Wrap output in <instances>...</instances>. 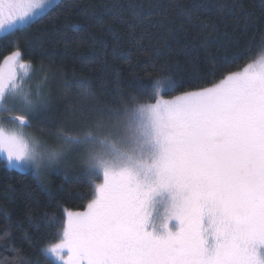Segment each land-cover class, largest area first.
Masks as SVG:
<instances>
[{
  "label": "snow or ice",
  "instance_id": "snow-or-ice-1",
  "mask_svg": "<svg viewBox=\"0 0 264 264\" xmlns=\"http://www.w3.org/2000/svg\"><path fill=\"white\" fill-rule=\"evenodd\" d=\"M56 6V0H0V38L26 30ZM256 48L258 58L211 86L198 87V73L158 75L137 78L120 107L88 115L86 107L70 106L55 131H47L52 142L25 131L48 107L47 77L33 91L25 79L10 76L6 83L0 68L6 168L31 174L43 188L45 174L61 171L75 152L92 190L85 211L63 210L57 242L41 250L45 258L56 264H264V38ZM23 58L17 46L5 62L27 69ZM237 59L225 57L218 70ZM76 83L87 93V81ZM0 212L10 227L7 209ZM3 236L10 240L8 228ZM8 250L12 264H29L11 243Z\"/></svg>",
  "mask_w": 264,
  "mask_h": 264
},
{
  "label": "trees",
  "instance_id": "trees-1",
  "mask_svg": "<svg viewBox=\"0 0 264 264\" xmlns=\"http://www.w3.org/2000/svg\"><path fill=\"white\" fill-rule=\"evenodd\" d=\"M56 4L31 27L0 38V64L18 46L23 62H30L31 83L41 84L47 77L43 92L48 107L32 119L29 129L49 142L53 137L47 131H55L70 106L86 107L88 115L98 108L120 107L134 93L137 78L146 82L158 75L188 79L198 73L203 80L198 87L211 86L224 72L242 70L258 58L256 45L264 38V0H58ZM225 57L238 59L232 67L218 70ZM81 80L89 84L87 93L77 86ZM184 90L188 89L173 95ZM61 169L46 173L41 188L31 174L7 169L0 157V209H7L11 221L9 227L0 212V264L14 260L10 243L29 264L52 261L41 250L57 242L63 210L82 211L92 198L80 162ZM5 228L10 240L3 236Z\"/></svg>",
  "mask_w": 264,
  "mask_h": 264
},
{
  "label": "rangeland",
  "instance_id": "rangeland-1",
  "mask_svg": "<svg viewBox=\"0 0 264 264\" xmlns=\"http://www.w3.org/2000/svg\"><path fill=\"white\" fill-rule=\"evenodd\" d=\"M57 1L58 0H56V2ZM0 68H2L3 76H4V79H5L6 83H7L8 79H9V77L12 76L16 80V82H19L21 79H25L27 81V85L31 86L33 91L36 89V86L38 85V81L36 80V83H34V85H33L31 83L30 79H28V76H30V74L32 73L30 67H28L27 69H21L19 67V64H16L15 66H13L11 64V62H5V60H4L0 64ZM164 98L165 99H171V96L164 97ZM6 126L7 127H11V125H7V124H6ZM25 131L30 133V134H32V135H35L29 128L25 129ZM35 136H37V135H35ZM77 162H80L79 159H78L77 153L71 152L66 157L63 166H67L68 165V167H69L70 165H75ZM53 171L54 170H50L47 173L53 172ZM85 209H86V207L82 211H73V212H83V211H85Z\"/></svg>",
  "mask_w": 264,
  "mask_h": 264
}]
</instances>
